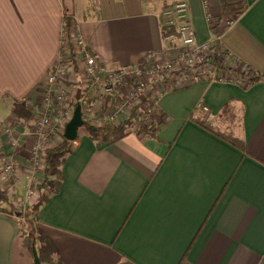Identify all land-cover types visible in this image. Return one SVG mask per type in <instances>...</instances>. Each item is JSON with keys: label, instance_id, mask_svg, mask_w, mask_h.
<instances>
[{"label": "crops", "instance_id": "1", "mask_svg": "<svg viewBox=\"0 0 264 264\" xmlns=\"http://www.w3.org/2000/svg\"><path fill=\"white\" fill-rule=\"evenodd\" d=\"M175 1L71 0L69 14L87 49L114 67L159 47V16ZM185 1L198 40L215 26L237 58L233 71L245 64L264 76V0H209L213 25L200 0ZM62 14L61 0H0V152L20 165L31 123L13 114L12 102L41 100ZM200 101L206 112L196 109ZM156 108L154 137L128 131L96 145L85 132L72 141L58 189L37 212L60 264H264V78L246 86L199 80L165 93ZM191 114L240 138L246 153ZM10 120L14 149L1 130ZM24 181L11 180L15 193ZM18 222L0 212V264H32Z\"/></svg>", "mask_w": 264, "mask_h": 264}, {"label": "built area", "instance_id": "2", "mask_svg": "<svg viewBox=\"0 0 264 264\" xmlns=\"http://www.w3.org/2000/svg\"><path fill=\"white\" fill-rule=\"evenodd\" d=\"M200 1L208 25H213L209 0ZM93 2L89 0L90 5ZM188 16L187 1L172 3L159 16V47L143 51L132 64L114 67L99 61L87 49L73 17L67 31L61 21L58 52L44 75L41 100L31 95L16 100L32 112L34 118L30 128L32 143L25 164L16 163L12 152H0V182L4 183L2 187L8 198L15 194L11 180L19 176L25 180L13 206L22 209L37 196L44 150L63 132L75 105L79 106L83 122L91 127L117 126L131 118L127 130L137 132L139 127L159 126L162 115L157 111V101L169 91L199 80L237 86L248 84L242 75L248 66L242 64L233 71L237 58L222 45L220 32L209 39L198 40ZM223 23L229 26L232 21ZM217 62L223 66L219 67ZM77 72L81 75L78 83L67 85L71 79L76 80ZM70 96H74L72 103H65ZM195 107L202 112L208 110L202 101ZM12 122L3 126L2 133L8 147L14 149L19 145V139L10 126Z\"/></svg>", "mask_w": 264, "mask_h": 264}, {"label": "trees", "instance_id": "3", "mask_svg": "<svg viewBox=\"0 0 264 264\" xmlns=\"http://www.w3.org/2000/svg\"><path fill=\"white\" fill-rule=\"evenodd\" d=\"M61 3L63 6L61 21H63V26L67 31L70 28V22L73 17L71 14H69L71 0H61ZM210 31L212 34H217L215 26L211 27ZM217 65L219 67L223 66L221 62H217ZM242 75L246 79L248 84L264 78L262 74H255L251 70L243 72ZM75 78V81L72 79V82L68 81L67 85H76L78 83L77 74H75ZM73 99L74 96H70L67 97L64 102L69 104L72 103ZM12 112L16 117L23 119H30L33 115L32 112L25 109L16 101L12 102ZM207 117L208 116L206 115L193 116L191 114L189 116V120L212 132L217 137L226 140L243 153H246L245 144L240 138L233 136V140H230V133L218 131L211 127L209 122L210 120ZM131 121V118H127L117 126L105 125L103 127L96 128L91 127L85 123L83 125L85 126L87 136L91 140L95 141L96 145H99L101 143L107 142L110 138L112 139L115 137H119L127 133V128ZM157 129L158 126H151L148 128L139 127L137 132L142 133L143 135L148 137H154ZM71 147L72 141L66 140L61 133L58 135L57 143L44 150L41 160V178L37 186L38 194L32 201L25 205L24 208L17 209L15 206H13L7 194L0 186V212H4L8 215H13L19 218L18 233L19 237L21 238V242L30 254L31 246L34 247L39 264H60V260L58 258V255L56 254V249L51 239L38 225L37 212L41 205L46 201L48 193H54L57 191L62 179V172L60 167L63 163L64 156L71 150Z\"/></svg>", "mask_w": 264, "mask_h": 264}, {"label": "water", "instance_id": "4", "mask_svg": "<svg viewBox=\"0 0 264 264\" xmlns=\"http://www.w3.org/2000/svg\"><path fill=\"white\" fill-rule=\"evenodd\" d=\"M84 124L80 117L79 106L75 105L68 122L65 124L62 135L66 140L73 141L77 135V128ZM32 264H39L35 249L31 246Z\"/></svg>", "mask_w": 264, "mask_h": 264}, {"label": "rangeland", "instance_id": "5", "mask_svg": "<svg viewBox=\"0 0 264 264\" xmlns=\"http://www.w3.org/2000/svg\"><path fill=\"white\" fill-rule=\"evenodd\" d=\"M33 115H32V118H30V123H31V125L33 124ZM2 123H4V122H2ZM4 125V124H3ZM3 129V127H1V130ZM86 132V130H85V126L84 125H82V126H80V127H78L77 128V135H79V134H82V133H85ZM57 143V141H55L54 142V144H56ZM15 161V160H14ZM17 163V162H16ZM3 190H5V188L4 187H1ZM9 189V188H8ZM7 189V190H8ZM22 189H23V186L22 187H20L19 188V191L18 190H16V193L14 194V197H13V194L12 195H10L9 196V200L11 201V203L13 204V201H14V198L15 197H17V196H19V194L22 192ZM6 191V190H5ZM10 192H13L12 191V189L10 190ZM15 192V191H14Z\"/></svg>", "mask_w": 264, "mask_h": 264}]
</instances>
